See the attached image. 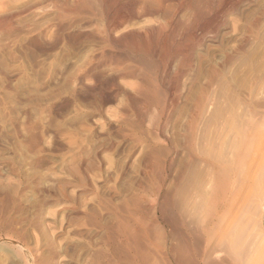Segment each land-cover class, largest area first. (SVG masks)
I'll use <instances>...</instances> for the list:
<instances>
[{
    "label": "rangeland",
    "instance_id": "1",
    "mask_svg": "<svg viewBox=\"0 0 264 264\" xmlns=\"http://www.w3.org/2000/svg\"><path fill=\"white\" fill-rule=\"evenodd\" d=\"M37 1L40 5L35 0H0V264H114L113 237L109 238L116 232L109 228L116 226V216L132 222L130 214L136 209L138 216L148 209L144 223L154 222L168 231L174 221L170 212L163 218L160 213L151 216L159 202L152 199L163 179L165 193L173 189L178 173L195 171L201 189L213 176L210 166L189 163L177 147L190 102L201 85L208 88V107L198 135L205 139L208 163L231 158L235 138L221 125L225 115L234 114L237 122H231L238 124L252 113V215L238 223L225 221L208 250L210 256L249 264L264 238V219L260 224L254 213L255 205L264 202V0H191L193 8L217 11L205 21L215 26L205 33L195 30L197 37L187 43L188 65L180 76L177 57L168 65L173 71L166 68V73L161 69L152 75L159 84L161 80L173 86L169 97H174V104L167 99L163 105L162 90L158 93L160 118H154L157 105L138 98L140 71L150 70L144 68L149 58L145 53L126 46L129 57L122 71L129 67L136 73H113L110 53L116 48L89 35L94 31L104 36L99 14L90 22H79L80 15L61 12L62 0L56 5L52 0ZM97 2L95 12L101 9ZM176 2L167 0L164 10L149 18L160 15L168 23L195 17ZM194 22L195 18L189 26L196 27ZM84 30L90 33L83 36ZM157 150L159 165L148 159ZM193 202L203 209L202 200Z\"/></svg>",
    "mask_w": 264,
    "mask_h": 264
},
{
    "label": "bare ground",
    "instance_id": "2",
    "mask_svg": "<svg viewBox=\"0 0 264 264\" xmlns=\"http://www.w3.org/2000/svg\"><path fill=\"white\" fill-rule=\"evenodd\" d=\"M35 1L38 2L37 0ZM50 1L51 0H49V2ZM52 1H53L52 3L56 5L57 0H52ZM124 1H126V4L125 2H123V0H98L101 9H98L97 12L94 11L95 8L93 9V4L95 0H62L61 3L59 2V4L58 3L57 4L60 5V8H61L60 10H62L61 11L62 13L65 12L66 14L80 15L79 16L80 18L79 19L77 18L78 21L82 19L84 21L90 22V20L94 19L98 14L100 15L98 20L100 21L101 26L100 25L99 26L101 27L100 29L103 30L104 36L102 34H100L101 35L100 36L97 33L93 34L94 31L93 33L92 32L90 33L89 31L87 32L86 31L87 29L84 31H80V32H84L83 36L84 35L86 36L90 33L89 35H92V37L94 36L95 38L99 39L100 43H103V45L105 43L106 46H109L110 48L111 47L116 48V51H114L113 53H110L111 61L114 63V65H112L113 69L111 70L113 73L125 72V75L126 73H128L130 74L128 75L130 77L131 75L136 73L134 71L136 68L132 69V68L126 67L127 69L124 68L123 70L125 71H122V68L124 67L129 57L127 56L125 52L126 46H128L131 50H132L131 47H133V49H135V53L139 51L141 53H145L144 55L145 56L147 55V57H149L148 59L143 58L145 60L143 61V64H146V66L144 65L143 66L144 68L146 67L147 69H150L151 72L150 70L144 71L145 69L143 70L144 72L140 71V76L143 79L142 81L143 84L139 85L138 87V91L140 90L139 91L140 97L138 98L143 100V102L144 101L147 102V100H150L152 104L154 103V105H157L155 106V108L158 111L156 110L157 112L154 115L155 116L154 118H157V117L160 118V115L161 114L163 115V112H162L163 109H160L158 107V105L162 104V103L159 104L160 101L158 100V93L159 91L162 90L163 95H164L163 105H165V102L167 101V99L172 101V104H174L175 103V99H173L174 97L173 98L169 97L171 96V94H173L172 92L173 86L170 84V82L169 83L165 82L166 84H163L162 83L163 81L161 82V80L159 84L158 82L159 79H156V77L153 78L154 76L152 77V75H155V74L157 75L158 73H160L161 69H163L162 73L165 72L166 68L171 69L172 67L170 68L168 67V65L173 58L177 57L179 60H177L176 62L178 66L177 68L178 73L176 74L180 76L188 65L185 62L186 60H188V56H189L187 53L189 50L187 46V43H189L188 41L193 40L194 38L197 37L196 35L197 33L195 34L196 32L195 30H199L200 33H205L206 31L213 29L215 25L211 22H209L210 24L208 22H207L208 24H206L205 21H206L208 14L212 13L213 16L216 17L217 15L215 14L217 13V11L210 12V11L204 10L203 6H202L203 11H199L202 9H198L199 7H197L198 10L196 9V7L193 8L194 6L192 5L195 2L192 4L191 0H179L178 3L176 2L177 7L179 5V7L188 9L189 12L191 11V13L194 14L195 16L194 18L196 20L194 24L196 25V27H193V26H189V24L191 23V21L193 23L194 18H190L193 20L189 21L190 19L189 18L187 19L185 16H184V21H183V17L179 20H173V18L170 16L172 19L169 20L168 23L166 21H161L162 18L161 19L159 18L160 15L159 17H157V19L155 18V20H153L154 18H151V19L149 18L150 16L154 17V15L158 16V14H160V12L164 10L165 8L164 5H166L165 2L167 0H124ZM171 1L174 2V0H171ZM200 3L201 4L203 3L204 5V1L202 2L200 1L198 4ZM30 4H33V3L31 2ZM153 22L155 23L151 24ZM84 23L83 25H85ZM78 24L80 25V23ZM88 27L90 28V26ZM96 28H99V27H96ZM95 31H99V30H95ZM128 38H130L129 42L126 41V39ZM139 45H142V46H139ZM128 49H126V51ZM108 50H111V49H108ZM132 61H135V60H132ZM141 62L139 61V63ZM134 63H137V62H134ZM177 69H175L174 71H176ZM215 72L217 71H214V73ZM214 73L213 75H215ZM208 84H212V83L211 82L209 83L208 81ZM209 87L211 88V86ZM207 89H208L207 86L205 87L201 85L198 88L196 94L193 96L190 102L188 114L187 116H185L186 120H185L183 128L181 129L182 132L180 134V140H179L180 142L177 145V147L181 148L185 152V160L187 159L189 163L190 161H192L195 164L203 163V165L207 164V166L211 167L209 168L212 169L213 176L209 180L208 187L206 189L198 188L199 186L198 187L196 186L197 180H196L195 171L188 170V172L184 171V172L176 174L172 179L173 189L169 192L163 193V186L165 184L166 178L163 179L162 183L156 188V191H157L156 198L152 199L153 203L156 202L157 200H159V202L158 204H154L156 206H154V210L151 213V216H154V215L158 216L160 213L159 217L163 218V216H165L164 214H169L168 212H170L174 221H170V228L168 229V231L166 230L165 226L158 227L156 223L154 222L152 226H149L150 224L147 225L146 223H144L143 216L144 214L148 213V209L146 208L141 209L142 212L140 216H138L137 214L139 209H136L134 213H131L130 221L132 222L121 220L116 216V219L118 220V221L116 220L117 221L116 226H112L109 228L110 231L116 232V235L112 234L110 235V238H109L111 240V236L113 237V240L110 241V245H111L110 248H112V255L113 257H115V261L113 260L115 262L114 264H131V263L132 264H240V261L236 260L237 258L236 259L235 258L225 259L224 257L218 258V257L210 256L209 247L211 245L212 240L214 239V236H215L214 233H217V231L220 230L221 227H223V224H225V221H230V222L236 221L237 222L239 221V219L245 220L250 215H252L250 211V206L252 204V177H253L252 168H253V161H254V157L252 158V113L250 112L247 116L244 115L245 118L241 120L238 124L234 123L235 125L232 124L231 122L232 119H236V122H237V118H235L234 114L231 116L229 115L227 116L226 114L225 118H223L221 115V117L223 118L221 121V125L223 127H229V133H230V130H232L233 137L235 138L233 142V147L231 146L233 150L230 149L231 147L229 148L230 150H232L231 158L229 157L230 156L229 154V156H227L229 157V159L226 157V159H228L227 161H224L221 157H219L218 161L220 160V158L223 161V163L221 164H219L220 161L218 163L216 162L208 163L207 161L208 159L206 158L208 148L207 149L205 148V142H204L205 139H203L200 135H198L199 124L202 122L206 107H208L207 106V101H208ZM211 96L209 99H211ZM138 98L134 97L135 103L136 101H138ZM190 99L191 98H189V100ZM216 101L217 100L215 99V102ZM216 103H218V101ZM163 105H161L162 108L164 107ZM146 107H143V109H146ZM216 107L217 106H215V108ZM221 111H223V109ZM211 112H212V109H211ZM219 114H222V113H219ZM213 115L215 117L214 112H213ZM217 116H220V115H217ZM212 119L211 121H214ZM209 121L210 120L208 119V122ZM211 121H210V124L213 123L215 126V123ZM218 122L220 123V121ZM219 123L217 125H219ZM208 129H211V128H208ZM219 129L221 130V128ZM213 130L211 133H214ZM220 130H218V133ZM201 131L203 132L204 130H201ZM204 133L205 132H203V135ZM207 135H208V131H207ZM223 136L224 135H222V137ZM205 138H207V136ZM228 141H230L229 138H228ZM228 141L227 143H229ZM213 142H216V141H213ZM155 152L156 153L149 154L148 159L150 160L151 163H155L156 165H159L160 164V155H159L160 152L158 150ZM216 153H218V151ZM209 158L211 157L209 156ZM214 158L215 157H213L212 159ZM188 161H186V163L184 164H187ZM164 162L166 161L163 159V164ZM198 167H200V165H198ZM204 167L202 166L200 168H204ZM161 192H162V196H161ZM193 198H197L203 201L204 207L203 209L201 208L202 210H198L196 203L193 202ZM136 200L131 202L134 206L138 204ZM255 206L256 207L254 209V213H258L257 215H259V218H260L258 222L260 221L259 223L261 224L262 222L261 220L264 219V202L258 203ZM168 207L169 208L172 207V209L168 210ZM139 214H140V211H139ZM194 222L195 224H197L196 226ZM235 224L236 223H234V227H235ZM231 230H232V227H231ZM222 231H223V228H222ZM152 232H153V235H152ZM229 233L231 234V231ZM222 234H224V231Z\"/></svg>",
    "mask_w": 264,
    "mask_h": 264
},
{
    "label": "clouds",
    "instance_id": "3",
    "mask_svg": "<svg viewBox=\"0 0 264 264\" xmlns=\"http://www.w3.org/2000/svg\"><path fill=\"white\" fill-rule=\"evenodd\" d=\"M249 264H264V238L260 240L258 250L250 258Z\"/></svg>",
    "mask_w": 264,
    "mask_h": 264
}]
</instances>
